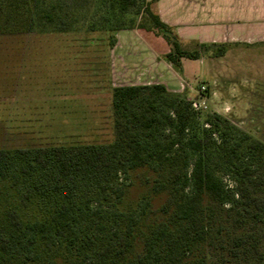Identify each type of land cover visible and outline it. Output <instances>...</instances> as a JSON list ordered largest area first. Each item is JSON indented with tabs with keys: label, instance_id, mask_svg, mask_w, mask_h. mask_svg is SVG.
Segmentation results:
<instances>
[{
	"label": "trees",
	"instance_id": "trees-1",
	"mask_svg": "<svg viewBox=\"0 0 264 264\" xmlns=\"http://www.w3.org/2000/svg\"><path fill=\"white\" fill-rule=\"evenodd\" d=\"M69 1L0 0V18L65 32L88 3ZM96 4L112 30L162 38L176 71L182 58L224 52L184 48L147 0ZM112 111L111 143L0 150V264H264V142L160 84L113 88ZM139 168L166 192L164 218L144 232L137 210L110 206Z\"/></svg>",
	"mask_w": 264,
	"mask_h": 264
},
{
	"label": "rangeland",
	"instance_id": "rangeland-1",
	"mask_svg": "<svg viewBox=\"0 0 264 264\" xmlns=\"http://www.w3.org/2000/svg\"><path fill=\"white\" fill-rule=\"evenodd\" d=\"M77 8L65 32L31 30L25 17L0 18V150L114 141L108 53L117 30L103 22L96 0ZM239 127L264 142L262 119ZM156 182L150 168L129 171L117 185L121 200L110 202L125 214L137 210L141 232L165 215L166 192Z\"/></svg>",
	"mask_w": 264,
	"mask_h": 264
},
{
	"label": "crops",
	"instance_id": "crops-1",
	"mask_svg": "<svg viewBox=\"0 0 264 264\" xmlns=\"http://www.w3.org/2000/svg\"><path fill=\"white\" fill-rule=\"evenodd\" d=\"M147 1L151 13L172 29L187 50L204 45L215 50L224 47V52L199 50L198 59L182 58L181 70L176 71L164 60L169 48L162 38L139 28L120 30L108 53L110 88L160 84L170 93L202 102L208 112L238 127L260 126L264 121L260 103L264 98V0ZM252 99L255 104L249 103ZM236 101L242 110L236 108Z\"/></svg>",
	"mask_w": 264,
	"mask_h": 264
},
{
	"label": "built area",
	"instance_id": "built-area-1",
	"mask_svg": "<svg viewBox=\"0 0 264 264\" xmlns=\"http://www.w3.org/2000/svg\"><path fill=\"white\" fill-rule=\"evenodd\" d=\"M200 91L204 92L205 88L203 86H201ZM191 106H192L193 110H195V111L206 110V106L198 100H191Z\"/></svg>",
	"mask_w": 264,
	"mask_h": 264
}]
</instances>
